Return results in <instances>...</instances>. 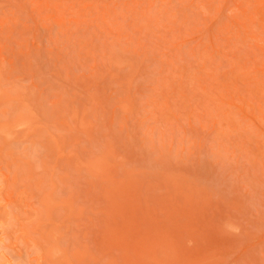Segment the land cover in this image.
I'll return each mask as SVG.
<instances>
[{"label":"rangeland","instance_id":"374dc122","mask_svg":"<svg viewBox=\"0 0 264 264\" xmlns=\"http://www.w3.org/2000/svg\"><path fill=\"white\" fill-rule=\"evenodd\" d=\"M0 240L264 264V0H0Z\"/></svg>","mask_w":264,"mask_h":264},{"label":"bare ground","instance_id":"6f19581e","mask_svg":"<svg viewBox=\"0 0 264 264\" xmlns=\"http://www.w3.org/2000/svg\"><path fill=\"white\" fill-rule=\"evenodd\" d=\"M6 211H7V210H6ZM6 213H7V212H5V214H6ZM8 216H9V215H8ZM1 240H2V239H1ZM1 240H0V241H1ZM3 242H4V241H3ZM3 242H1V244H2ZM6 247H7V246H5L4 248H6ZM0 248H1V247H0ZM7 248H9V247H7ZM1 254L4 255L5 253H4V254H3V253H0V256H1ZM14 256H15V254H14ZM18 256H19V255H18ZM2 257H3V256H2ZM2 257H1V258H2ZM4 257H6V258H5V260H6V259H7V256H4ZM4 257H3V259H2L3 261H4ZM6 261H7V260H6ZM8 261H10V260L8 259ZM11 262L14 263V261H11ZM11 262H8V264H11ZM4 263H6V262H4ZM16 263H17V261H16Z\"/></svg>","mask_w":264,"mask_h":264}]
</instances>
